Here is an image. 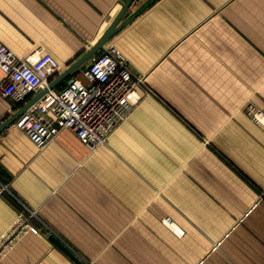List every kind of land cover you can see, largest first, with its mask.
<instances>
[{"label": "crops", "instance_id": "crops-1", "mask_svg": "<svg viewBox=\"0 0 264 264\" xmlns=\"http://www.w3.org/2000/svg\"><path fill=\"white\" fill-rule=\"evenodd\" d=\"M122 1L0 0V37L63 69ZM145 1L91 54L113 43L143 74L105 142L64 127L39 147L18 115L0 130V234L20 210L37 228L0 264H76L50 237L85 264H264V123L244 109L264 107V0ZM34 92L0 94V122Z\"/></svg>", "mask_w": 264, "mask_h": 264}, {"label": "built area", "instance_id": "built-area-1", "mask_svg": "<svg viewBox=\"0 0 264 264\" xmlns=\"http://www.w3.org/2000/svg\"><path fill=\"white\" fill-rule=\"evenodd\" d=\"M62 67L43 47L18 53L0 37V68L6 76L0 83L2 96L24 99L27 93L46 86ZM79 74L72 73L60 86L48 87L14 119V125L23 129L39 147L64 127L74 130L88 146L103 143L111 129L140 99L136 88L142 83L143 74L130 68L113 43L91 55ZM244 109L250 118L264 123V107L248 103ZM26 219L18 211L0 234V257L22 233L37 231ZM163 222L171 224L169 217Z\"/></svg>", "mask_w": 264, "mask_h": 264}, {"label": "water", "instance_id": "water-1", "mask_svg": "<svg viewBox=\"0 0 264 264\" xmlns=\"http://www.w3.org/2000/svg\"><path fill=\"white\" fill-rule=\"evenodd\" d=\"M132 0H123L121 3V6L119 7L118 11L114 15V17L111 19V21L108 23V25L105 27V29L102 31V33L99 35V37L96 39L94 43L89 45L85 51H83L76 59H74L71 63H69L66 67H64L61 71H59L52 79H50L46 86L40 88L39 90L35 91L34 94L28 98L20 107L15 110L13 113H11L7 118L2 120L0 122V130L6 126L8 123H10L17 115H19L24 108L34 101L36 98H38L48 87L54 86L57 82L64 79L65 76L72 72L73 69H75L80 63H82L87 57H89L94 51L98 50L99 48L103 47V43L110 38L129 18H131L133 15H135L141 7L136 9L134 12H132L128 17L122 16L127 10V7L129 6L130 2ZM152 0H146L143 5L148 4ZM54 243L57 244V246L63 250L76 264H85L84 261L79 259L74 252L70 250V248L64 244L61 240L50 237Z\"/></svg>", "mask_w": 264, "mask_h": 264}, {"label": "rangeland", "instance_id": "rangeland-1", "mask_svg": "<svg viewBox=\"0 0 264 264\" xmlns=\"http://www.w3.org/2000/svg\"><path fill=\"white\" fill-rule=\"evenodd\" d=\"M80 68H81V64L78 65V66L72 71V73H74L75 70H76V74H77L78 76H80V74H79V70H80ZM72 73L67 74L65 77L70 76Z\"/></svg>", "mask_w": 264, "mask_h": 264}, {"label": "trees", "instance_id": "trees-1", "mask_svg": "<svg viewBox=\"0 0 264 264\" xmlns=\"http://www.w3.org/2000/svg\"><path fill=\"white\" fill-rule=\"evenodd\" d=\"M6 198H8V200L13 204L14 201L12 202V198L9 195H5ZM14 205V204H13ZM21 211V210H20Z\"/></svg>", "mask_w": 264, "mask_h": 264}]
</instances>
